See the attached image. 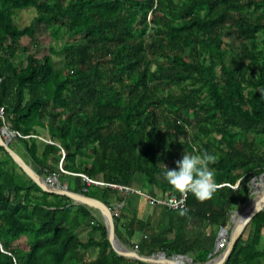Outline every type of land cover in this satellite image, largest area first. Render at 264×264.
Returning a JSON list of instances; mask_svg holds the SVG:
<instances>
[{
    "label": "trees",
    "instance_id": "trees-1",
    "mask_svg": "<svg viewBox=\"0 0 264 264\" xmlns=\"http://www.w3.org/2000/svg\"><path fill=\"white\" fill-rule=\"evenodd\" d=\"M28 8L37 16L19 27L16 13ZM48 32L49 54L21 44ZM0 107L28 137L15 139L37 173L60 183L73 175L68 190L105 203L124 244L150 231L139 254L205 263L214 230L229 228L250 181L264 174V0H0ZM41 130L53 144L37 138ZM185 151L217 156L210 199L189 193L183 216L166 209L163 233L112 208L125 194L105 184L133 187L137 177L164 197L180 194L163 171ZM55 156L58 176L47 170ZM86 224L100 235L82 241ZM262 230L264 209L224 264H264ZM222 233L217 248L229 241V230ZM22 238L26 249L17 245ZM0 264L148 263L116 253L87 206L43 191L0 146Z\"/></svg>",
    "mask_w": 264,
    "mask_h": 264
},
{
    "label": "water",
    "instance_id": "water-1",
    "mask_svg": "<svg viewBox=\"0 0 264 264\" xmlns=\"http://www.w3.org/2000/svg\"><path fill=\"white\" fill-rule=\"evenodd\" d=\"M0 146L5 148V150L10 154V156L17 163V165L21 169H23L26 172V174L28 176H30L39 185V187L43 191H46V192L52 193V194H59V195L67 196V197L71 198L75 203H81V204H84V205H87L89 207L97 209L100 212V214L102 215V219H103V222H104L105 227H106L107 237L109 239V242H110L112 248L114 249V251L116 253H118L119 255H122V256L131 258V259H136V260L148 263V264H156V263H153L150 259H157V260L162 259L163 261L161 264H170V260H173L174 257L187 258L189 261H192L191 258H189L188 256H185V255H173L172 257L169 258L166 256V254L164 252H160L157 254H152L150 256H145V255H141V254H139V253H137L131 249H127L125 251H123L122 249H119V247L117 245V241L115 240V236H117V235L114 231L113 213H112L111 209L105 203H103L102 201H100L98 199L86 196V195L81 194V193L68 191L64 188L61 189L59 187H51L50 185H48L46 182H44L43 178L35 170H33V168L31 167L30 164H27L17 153H15V151H13L9 147L8 143L5 142V140L3 139L1 132H0ZM263 175L264 174L260 175L259 177H255L250 181L249 186H250L251 191H252L251 188H252L253 182L257 179H260ZM247 201H246V203H247ZM252 202H253V206H252V210H251L250 214L242 221V223L240 225H238L237 228L232 229V231L230 232V238H229L227 247L224 249V251L220 255L221 259L216 264H224L225 263V261L229 258L230 254L234 248L235 243L237 242V240L239 239V237L243 233L246 226L250 223L252 218L258 212H260L261 210L264 209V197L260 198L259 196H255L252 199ZM246 203H244L241 206V208L244 207L246 205ZM236 212H239V210H237ZM221 231H224L227 234L228 228L221 227L219 229V233ZM219 233H218V235H219ZM217 239H218V237H217ZM126 251H128L129 253ZM215 251H216V244L214 247V252ZM210 262H211V260L207 261L205 264H210Z\"/></svg>",
    "mask_w": 264,
    "mask_h": 264
},
{
    "label": "rangeland",
    "instance_id": "rangeland-1",
    "mask_svg": "<svg viewBox=\"0 0 264 264\" xmlns=\"http://www.w3.org/2000/svg\"><path fill=\"white\" fill-rule=\"evenodd\" d=\"M37 16V11H36V9L35 8H28V9H23V10H21V11H19V12H17L16 13V16H15V22H16V24L19 26V27H25V26H28V25H30L31 23H32V21L34 20V18ZM21 44L23 45V46H29L30 47V49H31V52L32 53H34L35 55H37V56H42V55H46V54H49L50 53V46H52L53 44H54V38L51 36V34L48 32V33H39V37H38V40H37V42L35 43V44H31V40H30V38L29 37H24V38H22V40H21ZM25 57H26V54L25 53H21V54H19V59L20 60H22V61H24L25 60ZM53 58H54V60L55 61H62V58L61 57H57V56H53ZM40 137L42 138V140L44 139V138H46L48 141H49V138H48V135H47V131H45V130H41L40 131ZM40 141H42L41 139H39ZM43 142V141H42ZM52 142V141H51ZM10 144H11V146L14 148V149H16L18 152H19V156L23 159V160H25V161H27V159H28V157H27V155L23 152V150H22V148L21 147H19L18 146V141L15 139V140H12L11 142H10ZM39 144H42V143H39ZM52 144H53V142H52ZM59 145V144H58ZM57 145V146H58ZM42 150V145H40V151ZM63 165H64V163H63ZM62 168V165H61V162H60V159L58 158V156H55V157H52V159H51V161H50V163H49V166H48V168H47V170L49 171V172H55L56 173V175L59 173L58 172V170L59 169H61ZM36 168V167H35ZM35 170V169H34ZM39 170V169H38ZM38 170H35L36 172L38 171ZM60 171V170H59ZM40 176H42L45 180H47L48 178V174L46 173V171L44 170V169H40ZM52 178H54L53 177V174L52 175H50ZM58 176V175H57ZM51 178V179H52ZM55 180L53 181V185L55 186V187H59V188H61V189H66V190H68V187H72V185L74 186V181H75V179H74V176L73 175H68V176H66L65 177V179L64 180H61V176H60V181L62 182V183H60L59 181H58V178H54ZM96 186H98V185H96ZM68 191H70V190H68ZM264 192V191H263ZM263 192L260 194V195H251L250 197H249V199H253L255 196H262L263 195ZM137 195V194H136ZM73 204H78V203H74L73 202ZM116 205V204H115ZM86 206V205H85ZM88 207V206H87ZM93 213H94V217L96 218V220H98V221H103L102 220V216H101V214L99 213V211L97 210V209H95V208H92V207H88ZM116 209V208H115ZM117 209H119L118 207H117ZM121 209V208H120ZM125 211H128V207H126L125 209H124ZM237 210H239V209H237ZM237 210H234L233 211V213H232V217H231V221H230V224H229V231L231 232L232 231V229H231V226L232 225H234L233 223H232V220L234 219V217H235V213H236V211ZM116 211H118V210H116ZM132 214V213H131ZM145 216V219H147L148 217L146 216V215H144ZM147 217V218H146ZM234 228V227H233ZM214 232H216V237H215V241H214V247H215V244L218 242V240H220V238L222 239V241H224V240H226L225 239V237H226V235L225 234H223L222 233V235H220L221 234V232L219 233V230H214ZM218 233H219V235H218ZM146 233H139V235L138 234H136V238H134V240H135V243H137V242H139L138 240H140L141 239V236H146L145 235ZM79 235H80V238H81V240L82 241H87L90 237H98L100 234L98 233V232H94V230L92 229V226H91V224H86V225H83V226H81L80 228H79ZM217 237H218V239H217ZM146 238V237H145ZM22 239H23V242H22ZM20 241L21 242H18V246H20V247H22V248H27V245L25 244V238H22ZM217 240V241H216ZM121 241V240H120ZM122 242V241H121ZM123 243V242H122ZM227 244H228V242H227ZM227 244L225 245V247L223 248L222 246H220V247H218L217 248V245H216V253L214 252V247H213V251L211 252V255L209 256L210 257V259L209 260H212L214 257H216V254L218 253H221L222 251H224V249L227 247ZM125 245V244H124ZM134 244L133 243H131V245L130 246H127V245H125L128 249H131V250H135L134 249V246H133ZM140 248V247H139ZM218 249V250H217ZM139 252V251H138ZM89 255L91 256V257H95V255H96V253H97V250H93V249H90L89 250ZM159 253V252H158ZM167 256V255H166ZM187 256V255H186ZM171 257V256H170ZM169 257V258H170ZM189 257V256H188ZM182 258V257H181ZM189 258H191V257H189ZM174 259V258H173ZM186 263H188V264H205V263H199V262H194L193 261V259H192V261H189L188 259H185V258H182ZM208 260V261H209Z\"/></svg>",
    "mask_w": 264,
    "mask_h": 264
},
{
    "label": "clouds",
    "instance_id": "clouds-1",
    "mask_svg": "<svg viewBox=\"0 0 264 264\" xmlns=\"http://www.w3.org/2000/svg\"><path fill=\"white\" fill-rule=\"evenodd\" d=\"M217 162V156L210 152L190 154L184 152L176 161V167L169 169L164 164L163 178L175 190L191 193L197 200L210 199L217 190V183L209 165ZM182 209L180 215H185ZM264 233V230H262Z\"/></svg>",
    "mask_w": 264,
    "mask_h": 264
},
{
    "label": "crops",
    "instance_id": "crops-1",
    "mask_svg": "<svg viewBox=\"0 0 264 264\" xmlns=\"http://www.w3.org/2000/svg\"><path fill=\"white\" fill-rule=\"evenodd\" d=\"M18 155H20V154H18ZM25 162L27 164H30L31 167L33 168V170L35 169V165L29 160V158ZM132 186L135 188L141 189L142 191L147 192L149 194L155 195V196H163L160 189H158L154 186H151L150 183L146 186H143L142 180L140 177H137V181ZM117 207L119 209H117ZM126 207H128V211L124 210ZM112 208H114V209L116 208L119 212L118 214H121V212L124 211L127 215H129V217H131L132 215L137 216L140 220H142L144 222L146 221L148 223V226L150 228H154L157 232L161 231L163 233V229L165 228V226L167 227V210H166V208H164L162 206L151 207L147 204L145 198L138 195V194L137 195L132 194V193L125 194V202L116 203V205L114 204V206ZM144 215H146L148 218L146 217L147 219H145ZM128 220H130V218H128ZM146 234H151V232L147 231ZM136 237L137 236L135 235L132 238V240H131L132 243L135 242L134 238H136Z\"/></svg>",
    "mask_w": 264,
    "mask_h": 264
},
{
    "label": "built area",
    "instance_id": "built-area-1",
    "mask_svg": "<svg viewBox=\"0 0 264 264\" xmlns=\"http://www.w3.org/2000/svg\"><path fill=\"white\" fill-rule=\"evenodd\" d=\"M12 119V116L7 115L5 109L3 107H0V132L3 136V138L6 139H12L15 137H27L23 136L19 131L12 128L10 120ZM47 142H51L46 140ZM52 143V142H51ZM52 181V179H49ZM83 180L86 182H93L95 184H99L98 182L92 181L88 179L86 176H83ZM115 189H118L120 192H123L124 194H138L145 198L147 204L151 207L154 206H162L170 211H178V210H187L188 209V196L189 193H180L178 195H171L169 197H163V196H155L152 194H149L147 192L142 191L141 189L131 187V186H117L113 185ZM146 237V236H145ZM134 249L133 251L139 253V242L135 243L133 242ZM136 260V259H135Z\"/></svg>",
    "mask_w": 264,
    "mask_h": 264
},
{
    "label": "bare ground",
    "instance_id": "bare-ground-1",
    "mask_svg": "<svg viewBox=\"0 0 264 264\" xmlns=\"http://www.w3.org/2000/svg\"><path fill=\"white\" fill-rule=\"evenodd\" d=\"M37 137V136H35ZM15 138H19V137H15ZM15 138H12V139H6V138H3L5 140V142L9 143L15 139ZM20 138H24V137H20ZM25 138H28V137H25ZM38 139H41V137H37ZM43 142L45 143H51V142H47L46 139H43L42 140ZM50 141V140H49ZM52 144V143H51ZM58 145V144H56ZM58 147H60L58 145ZM60 149L62 150V148L60 147ZM63 151V150H62ZM61 168V167H60ZM63 171V170H62ZM70 175V174H69ZM82 178H83V175H82ZM51 179V178H49ZM49 179L47 180H44V182H46L48 185H50L51 187H55L53 184V181L55 180L54 178H52V181H50ZM34 181V180H33ZM93 183V182H92ZM95 184V183H94ZM95 185H99V184H95ZM105 186H109L113 189H115L114 187H112L113 185H109V184H105ZM119 186V185H117ZM252 191H251V195H260L263 191H264V175L260 178V179H257L253 182L252 184ZM118 190V189H116ZM264 197V192H263V195L260 196V198H263ZM74 202V201H73ZM75 203V202H74ZM78 204H81V203H78ZM81 205H84V204H81ZM87 206V205H86ZM252 206H253V202H252V198L251 199H248L246 205L242 208H239V212H236L235 213V217L234 219L232 220V223L234 225L231 226V229L234 228H237L238 225H240L242 223V221L250 214L251 210H252ZM89 207V206H88ZM100 213V212H99ZM102 216V215H101ZM103 220V219H102ZM104 223V222H103ZM229 230V229H228ZM229 238H230V231H229ZM115 240L117 241V245L119 247V249H122L123 251L127 250L128 248L117 238V236H115ZM217 241V240H216ZM217 245V243H216ZM128 252V251H126ZM129 253V252H128ZM216 253V251H215ZM221 255V254H220ZM220 255H216V257H214L210 264H216L219 262V260L221 259V256ZM187 259V258H185ZM153 263H156V264H161L162 263V259L161 260H157V259H150ZM170 264H188L186 263L181 257H174L173 260H170Z\"/></svg>",
    "mask_w": 264,
    "mask_h": 264
}]
</instances>
